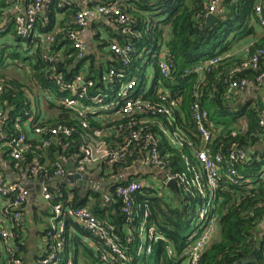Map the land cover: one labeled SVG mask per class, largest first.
<instances>
[{"label": "trees", "instance_id": "1", "mask_svg": "<svg viewBox=\"0 0 264 264\" xmlns=\"http://www.w3.org/2000/svg\"><path fill=\"white\" fill-rule=\"evenodd\" d=\"M114 1L119 3L123 14L129 18L126 27L132 29L133 34L122 35L121 38L111 32L113 39L99 42L100 50L109 49L108 52L104 51L109 57L104 68L97 64L95 55L88 52V47L83 59H79V51L70 39L71 34L82 31L75 22L79 13L77 8L59 9L60 1H53L45 13L37 16L40 34L47 36L51 34L50 37L53 38L52 42L43 43L40 38L32 41L22 40L17 34L13 17H10V10L14 6L12 1L0 0V30L4 28L3 33H0V113L4 116L2 122L3 143L6 145L4 151L9 153V141L24 133L28 151L22 161L13 160V165L29 173L31 166L39 163L43 170L36 180L50 181L55 177L57 165L63 160L68 161L67 166H64L68 172L77 167L81 146L96 141L97 130L106 133L115 131L122 134L123 138L130 135L126 128L132 120L138 118L137 116L131 118L108 116L104 119H95L91 116L85 120L87 123L85 128L74 111L61 106L58 102L61 99L59 92L65 89L58 85V80L68 85L78 76H83L86 82H94L95 86L89 89L90 98L99 94V91L105 88L103 82L111 81L109 79L111 73L118 74L127 70L124 61L111 51V46L115 42L121 47L130 46L134 49L133 55L130 56L133 60L132 71L137 75L151 64L155 69L154 83L162 82V87L170 90L168 104L179 99L178 106L174 107V118L177 121L175 127H180L189 140L200 145L191 113L192 104L200 102L203 108L209 111L216 128L210 151L213 156L220 154L224 157L226 168L217 191L219 195L215 209L218 217L217 239L207 247L200 264H244L242 262L249 259L256 250L260 251L257 260L246 264H264V179H262L264 128L261 126L264 103L259 95L260 89L257 88L256 101L245 100V93L229 94L231 73L241 66L244 59L237 56L224 60L206 71L202 81L196 74L185 76L187 69L208 59L232 54L236 44L250 35L256 36L255 11L261 0H223L217 9L218 21L210 27L207 24L211 0H112ZM28 2L29 0L26 4ZM93 5L95 4L91 3L90 7ZM54 9L65 13L66 19L55 33H51L57 12L48 11ZM107 19L111 20L121 35L123 27L118 26L112 18ZM163 47L167 49L168 63L173 66L171 78L168 80L163 78L158 67ZM262 49L264 38L250 49V55ZM262 72L264 56L257 72L249 70L237 78L255 80ZM145 87V83L142 84L139 94H143ZM43 97L47 102L46 109L40 102ZM48 97L52 100L48 101ZM143 99L159 101L156 94L151 93V89ZM91 102L87 98L82 101L81 106L87 109L93 106ZM21 111L24 112L22 116L19 115ZM151 116L144 115L148 118ZM29 117L37 119L32 125V133L37 128L42 130V133L35 135L34 138L25 131L24 124ZM18 118L21 120L17 121ZM152 118L158 119L167 127L169 125L167 117ZM59 129H67L72 135L67 137L61 130L58 135L52 134L53 130ZM105 141L111 144L122 142L123 139H112L108 136ZM237 150H244L249 156L248 160L235 168L239 175L238 185L226 174L227 169L231 167L229 160ZM159 151L166 169L181 174L185 172L180 157L183 153L189 155L190 149L179 151L163 140ZM8 153L4 156L9 157ZM148 155L134 154L126 164H118L111 168L112 175H119V178L108 183L106 202L102 193L94 189L84 190L79 187L69 189L63 185L59 193L51 189L53 204L63 203L71 210H89L108 231L112 229L117 239L115 243L132 261L131 264H181L186 250L196 239L192 238L196 230L192 229V225L196 224L198 216L197 198L187 194L183 189L174 192L165 187L159 190L143 188L135 195V204L131 213H128L125 211L124 199L117 194L118 186L141 182L137 176L131 175L125 180L121 174L135 167L136 161L148 160ZM148 177L150 174L142 176V180ZM0 199L10 203L13 201V197L3 198L1 195ZM147 213L148 218L145 219ZM65 216L68 223L65 235L68 244L67 254L70 249L73 251L74 264L81 261H84V264H107L101 260L104 252L108 250L106 242L92 235L81 225L75 224L68 212H65ZM145 221L148 225H154L165 238V241L149 243L153 248L150 257L138 254L141 244L140 228ZM71 226L76 229V234L88 237L96 244L97 252L77 236L71 235ZM13 232L18 239L21 230L16 228ZM0 240L3 242L1 236ZM18 240L13 247L14 257L26 264V258L23 257L25 248L20 238ZM169 249L173 252L172 256L169 255ZM67 254L64 255V264L68 262L73 264V261L67 259ZM10 259L11 255L8 253L6 262L8 263Z\"/></svg>", "mask_w": 264, "mask_h": 264}, {"label": "built area", "instance_id": "2", "mask_svg": "<svg viewBox=\"0 0 264 264\" xmlns=\"http://www.w3.org/2000/svg\"><path fill=\"white\" fill-rule=\"evenodd\" d=\"M13 3V10L15 16L12 21L16 27L18 36L24 41H32L40 38L43 43L52 42L53 38L47 35L40 34L38 30L37 16L43 13L48 5L53 1H60L59 9L72 7L73 4L67 0H29L27 4H22L23 0H11ZM86 0L93 5L86 10L80 11L75 19L76 26L82 31L70 35V39L74 42L75 48L79 51V59H83L86 51L87 44L82 39V34L89 22L93 19L104 17L112 18L118 26L123 27L121 35H132V29H129V18L125 16L117 1L112 0ZM223 0H211L208 15H215L219 5ZM264 0L257 6L255 16L259 26L264 28ZM6 27V25H5ZM4 29V28H2ZM0 30V33L2 32ZM113 51L119 58L124 61L127 70L118 72V74L111 73L109 79L103 82L104 89L99 91L94 97H89V89L95 86L94 82H86L83 76H78L76 80L68 85H65L62 80H58V85L65 88L59 92V104L65 106L67 109L74 111L83 127H87V120L93 116L95 119H104L105 117L112 116V118H131L137 116L127 126L126 130L129 131L127 137L123 138L122 134L115 131L104 132L97 130L96 141L92 144H84L80 148V160L77 162V167H74L69 172L64 168L68 164L67 160H63L61 164L57 165L55 177L66 178L69 175H79L82 179L93 181L100 179L101 181H114L119 178L112 175L111 168L118 164H126L130 157L134 154H149L148 160L142 159L136 161L137 164H148L153 169L152 173L161 178L162 185H152L146 182H132L128 185H120L117 189V194L124 199L125 211L131 213L132 207L135 204V195L143 188H150L159 190L161 188H168V184L172 181L177 182L179 190L187 191V194L197 198L198 216L196 220V230L193 234L194 242L186 250L183 261L181 264H200L201 258L207 247L213 242L217 236L218 230V217L216 215V204L219 200L217 193L219 188L220 179L226 168V160L222 155L213 156L210 151V144L213 142L215 134V125L211 121L210 113L207 109L203 108L200 102H195L191 106L192 120L195 124L197 136L200 145L188 139L187 135L181 131L180 127H175L177 121L174 118V107L178 106V100H172L169 106L170 90L162 87V82L154 83L150 77L147 78L145 70L139 72L137 75L132 71L133 60L131 55L134 49L130 46L121 47L117 42L111 46ZM233 54H227L224 57H217L208 59L205 62L198 64L185 71V76L196 74L200 80H204L206 71L212 67L219 65L222 61L232 58ZM264 56V49L257 51L254 55L247 52V56L243 59L241 66L237 67L231 73V80L229 82V94L236 92L243 93L251 88H264V72L256 76L255 80L247 78H237L243 72L259 69L261 58ZM47 57H45L46 59ZM50 59V58H49ZM158 67L161 75L165 80L170 79L173 66L167 61V52L162 56V51L159 55ZM143 73L141 78L139 75ZM144 78V80H142ZM149 80L152 85L145 87L143 94H139L142 84H147ZM113 85L112 87H110ZM151 89V93L156 94L158 102L144 100L143 98ZM89 98L92 101V107L84 109L81 104L82 101ZM52 98L48 97V101ZM31 101L32 98H31ZM34 104V101H33ZM150 114L151 117H144ZM157 116H164L169 119L168 127L156 118ZM29 117V122L31 121ZM4 120L3 113H0V136L2 134V122ZM21 119L18 118L17 121ZM261 126L264 128V116L261 121ZM175 127V128H174ZM66 134L67 137L72 135L67 129L53 130V135H58L59 131ZM41 129H35L34 134L40 135ZM108 136L112 139H123L122 142L117 141L108 144L105 140ZM169 142L170 146L176 150L190 149L191 153H183L180 157V163L184 164L185 172L175 173L174 171L166 169L165 163L161 157L159 147L162 142ZM139 144V146H137ZM198 146H197V145ZM47 145V143H46ZM45 145V146H46ZM67 146V145H66ZM0 148V157L3 155ZM28 151L27 139L24 133L13 137L9 141V157L14 161H22L24 154ZM6 152V151H5ZM249 156L244 150H237L229 162L231 167L227 169V176L234 184H240L238 180V172L236 167L240 166L248 160ZM136 167V165H135ZM43 167L41 164L36 163L30 168V175L38 179ZM126 173L121 174L127 180ZM112 175V176H111ZM120 176V177H121ZM54 177V178H55ZM81 179V180H82ZM264 179V176L262 177ZM44 180V179H43ZM46 181V180H44ZM49 181V180H48ZM47 182V181H46ZM77 181L75 186L78 184ZM0 195L3 198L13 197V201L5 202L2 208V217L11 223L13 230H22L24 227L25 215L23 212L24 205L28 202L30 193L22 183H11L5 180H0ZM43 196L47 203L53 208V215L51 216V225L44 233L45 239V253L39 259L37 264H64L65 254L68 252V244L65 239L67 231V217L65 212L74 222L84 227L92 235L98 239L106 242L105 246L108 248L101 257L102 262L107 264H131L121 248L115 243L117 241L112 229L107 230L101 223H99L87 209L71 210L64 206L63 203L53 204L54 198L50 190L44 186ZM12 209V212L10 210ZM148 218V213L145 219ZM147 227V233L144 231ZM145 235L147 244L141 242L138 248L139 255L150 257L153 252L152 244L155 241H165V238L160 234L154 225H148L147 222L140 228V240ZM0 236L5 244L7 252L11 255V259L7 264H24L21 259L14 257L15 251L10 242L17 238L13 231L3 229L0 224ZM169 255L172 256L173 252L169 249ZM67 264H72L68 262Z\"/></svg>", "mask_w": 264, "mask_h": 264}, {"label": "crops", "instance_id": "3", "mask_svg": "<svg viewBox=\"0 0 264 264\" xmlns=\"http://www.w3.org/2000/svg\"><path fill=\"white\" fill-rule=\"evenodd\" d=\"M26 1L27 0H23L22 4L23 5L26 4ZM67 1L71 2L73 4L72 8L73 7L77 8L79 12L86 10L87 8L90 7V4H91L90 2H86V0H67ZM57 10L58 9L49 10L48 12L49 13H51L52 11L57 12ZM10 14H11L10 17L15 16V12L13 9L10 10ZM216 14L217 12L215 13V15ZM65 19H66L65 13L57 12L56 21L53 24V30L51 31V33H55L58 27L61 25V23ZM42 25L44 26L45 22ZM254 26H255L256 36L250 35L246 37L240 43L236 44L237 46H235L234 51H232L233 52L232 54L234 56H237L238 58H241V59L243 58L245 59L247 56V52L250 51V49L255 44H257L262 38H264V28L259 26L258 22L254 23ZM111 32L115 33V35H117L116 37L119 36L123 38V36L118 33L116 26L111 22V20L104 18V17H99V18L91 20L82 34V39L87 44L88 52L93 53L92 55H95V61L97 62V64L99 66L101 65L104 66V68L106 67L108 63V58H109L108 56L104 54V51L108 52L109 49L104 48L103 51L100 50L99 42L113 39V37L111 36V34L113 33ZM161 51H162V56H164V54L167 52V49L163 47ZM149 77L150 79L153 78L152 81L154 82V79H155L154 67H153V72L152 74L149 75ZM243 93H245L244 94L245 100L256 101L258 98L257 88H251L250 90L243 92ZM259 95L261 97L262 103H264V88L262 89L260 88ZM40 102L41 104H43L44 109H46L45 104H47V102L44 100V97L41 99ZM45 113H47L46 110H45ZM36 121L37 119L33 117L31 118L30 122L27 119L24 124L25 131L27 133L28 132L30 133L31 138H34L35 136V134L32 133L33 132L32 125L35 124ZM3 140H4V137L0 136V148L2 150H5L6 145L3 143ZM7 153L8 152L3 151V155L0 157V180L2 179L7 182H11V183H17V182L22 183L27 187L31 186L34 192L32 197L29 196L28 202L23 207V212L25 215V220H24L25 222H24L23 230H21V232L19 233V238H20V242L23 244L25 248V254L23 255V257L26 258V264H37L38 260L45 253V248H46L45 243L46 242L44 239V233L50 227V225L48 226L47 224L48 223L50 224L51 214L49 212L44 211L43 209V207H46L45 205L46 200L44 199V196H43V189L41 190V187H40L41 185H39L40 180L33 179L29 175V173H26L23 170L18 169L17 166H14L13 160L8 156L7 157L4 156ZM252 157L253 155L251 156V158ZM147 174H150V177H148V179L142 180V176H145ZM131 175L139 177V180L141 182H146V183H150L152 185L154 184L158 186L162 185L161 181H159V178L156 177L152 173L151 168L146 163L136 164V167L131 168L125 174L127 178ZM92 182H93V186L91 189L101 192L106 202L108 198L107 193H106L107 185L110 182V180L104 182V181H101L100 179H96V180H93ZM61 186L58 189H52V190H55L56 192L59 193ZM74 187H78V185L72 186V188ZM91 189L84 188V190H91ZM49 190L51 191V189ZM4 205H5V202L2 201V199H0V224L3 227V229L13 231L11 223L7 220H4L2 217V208L4 207ZM74 223L76 224V222ZM70 233L71 235L77 236L79 239H81V241L84 244H87L88 246H90L89 248L97 252L98 247L96 246V244L91 242L88 237H84L78 233L76 234V229L74 228V226H71ZM18 239L12 240L10 242L12 247H14L17 242H19ZM7 259H8L7 249L5 247L4 242L0 240V264H7L6 262ZM67 259L70 261H73V264H74V253L71 249L69 250V254H67ZM79 264H84V261H81Z\"/></svg>", "mask_w": 264, "mask_h": 264}, {"label": "water", "instance_id": "4", "mask_svg": "<svg viewBox=\"0 0 264 264\" xmlns=\"http://www.w3.org/2000/svg\"><path fill=\"white\" fill-rule=\"evenodd\" d=\"M218 21V17H217V15H212V16H210V18H209V22H208V24H207V26L208 27H210V26H212L213 24H215L216 22ZM252 156V155H251ZM81 178V176H79V175H74V176H72V175H69V176H67L66 178H63V177H55V178H53L52 180H50V181H44L43 179H41L40 181H39V185H41L40 187H41V190L43 189V187L44 186H46L48 189H58L61 185H72V186H75V183L77 182V181H80V182H78V187L79 188H82V189H84V188H86V189H91L92 188V186H93V182L92 181H88V180H85V179H82ZM76 185V186H77ZM168 187L172 190V191H174V192H176L177 190H178V187H177V182L176 181H172V182H170L169 184H168ZM28 188V190H29V193H30V197H32L33 196V190H32V188H31V186L30 187H27ZM259 253H260V251L259 250H256L253 254H252V256H250V258L249 259H245L242 263H244V264H246V263H248L249 261H256L257 260V258H258V256H259Z\"/></svg>", "mask_w": 264, "mask_h": 264}, {"label": "rangeland", "instance_id": "5", "mask_svg": "<svg viewBox=\"0 0 264 264\" xmlns=\"http://www.w3.org/2000/svg\"><path fill=\"white\" fill-rule=\"evenodd\" d=\"M152 72H153V67L151 66V65H149L147 68H146V71H145V74H146V76H147V78L149 77V75L150 74H152ZM141 78L144 76V74L143 73H141L140 75H139ZM147 78H145V80H146V82H147V84H146V87H149L150 85H152L151 83H149L150 81L148 80L147 81ZM142 80H144V78L142 79ZM24 114V112H19V115L20 116H22ZM151 170L153 171V169L151 168ZM68 188L69 189H71L72 188V186L71 185H68ZM43 203H45V202H43ZM45 205H46V207H43V209H44V211H46V212H49L50 214H51V216L53 215V208L51 207V205L49 204V203H45ZM48 226L49 225H51V223L49 224H47ZM145 231H144V234L146 235V233H147V227H145ZM192 229H196V224H194L193 223V225H192ZM143 234V237H142V239H141V242L142 243H144V244H147V242H146V238H145V235ZM215 239H217V236L215 237Z\"/></svg>", "mask_w": 264, "mask_h": 264}]
</instances>
